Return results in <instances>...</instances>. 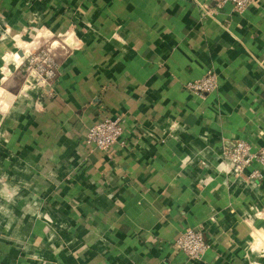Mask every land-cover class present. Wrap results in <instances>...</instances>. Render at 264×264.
Masks as SVG:
<instances>
[{"label": "crops", "instance_id": "obj_1", "mask_svg": "<svg viewBox=\"0 0 264 264\" xmlns=\"http://www.w3.org/2000/svg\"><path fill=\"white\" fill-rule=\"evenodd\" d=\"M213 6L0 0V264H264V168L222 157L264 147V0ZM42 47L50 89L25 72ZM208 71L215 91L186 89ZM115 117L122 141L85 146ZM188 228L201 261L175 248Z\"/></svg>", "mask_w": 264, "mask_h": 264}, {"label": "built area", "instance_id": "obj_2", "mask_svg": "<svg viewBox=\"0 0 264 264\" xmlns=\"http://www.w3.org/2000/svg\"><path fill=\"white\" fill-rule=\"evenodd\" d=\"M255 0H213L214 6L209 13H216L229 4L235 13H241ZM25 72L30 87L50 89L57 81L56 62L49 49H38L30 54L25 62ZM217 88L216 75L208 71L202 79L186 84V89L199 95H206ZM124 130L120 117L102 118L97 120L87 131L84 144L91 149L108 153L118 144ZM122 141V140H121ZM123 143V142H122ZM223 159L229 164L231 171L240 176L253 162L264 168V147L252 152L244 141H235L231 148L225 149ZM261 172L254 171L250 178H260ZM209 244L200 229H185L175 241V248L190 260L201 261Z\"/></svg>", "mask_w": 264, "mask_h": 264}, {"label": "rangeland", "instance_id": "obj_3", "mask_svg": "<svg viewBox=\"0 0 264 264\" xmlns=\"http://www.w3.org/2000/svg\"><path fill=\"white\" fill-rule=\"evenodd\" d=\"M43 49H47L46 47H42ZM42 48H40V49H42Z\"/></svg>", "mask_w": 264, "mask_h": 264}]
</instances>
